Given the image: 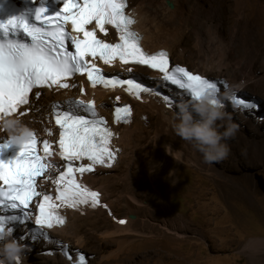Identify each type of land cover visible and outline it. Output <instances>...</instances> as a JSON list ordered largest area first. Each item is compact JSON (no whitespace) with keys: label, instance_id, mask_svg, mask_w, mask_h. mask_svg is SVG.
Masks as SVG:
<instances>
[{"label":"rangeland","instance_id":"1","mask_svg":"<svg viewBox=\"0 0 264 264\" xmlns=\"http://www.w3.org/2000/svg\"><path fill=\"white\" fill-rule=\"evenodd\" d=\"M181 2L187 12L185 17L189 19L186 24L184 18L181 26L189 27L174 49L176 54H193L191 61L196 63L193 60L197 51L193 47L195 34L192 30V25H195V31L200 29L204 34L210 33L212 37L224 41L229 55L227 60L232 64L222 78L229 82L233 76L246 79L247 72L252 79L244 87L264 99V0ZM153 5L164 27L172 29L180 20L166 14L167 10H174L172 0H153ZM177 25H180L179 22ZM216 25L219 26L217 29ZM177 61L194 69L188 61ZM235 62H241V67L237 68ZM207 74L214 77L211 73ZM168 109L173 113L176 111V108ZM151 111L145 120L141 119L146 129L157 127L158 115ZM225 112L239 129L233 138L224 141L230 148L227 159L220 163H205L202 154L192 143L175 135L174 143H179L176 147L183 148V164L174 170L170 166H162L159 170L160 173L166 172V175L174 171L172 182L162 188V194L164 203L170 210L168 217L174 218L173 221L182 226L181 237L152 227L161 226V221L155 217L159 210L157 208L145 209L148 210L146 215H129L128 218L137 220V223L134 225L135 231L127 234L105 233V227H116L112 218L102 222L99 216L98 223L83 228L86 237V246L83 248L77 247L75 239L70 236H55L63 241L68 239L74 249L86 252L101 264H264V117L257 121L248 117L240 119L242 121L238 123L233 115ZM260 113L261 110L257 111V117ZM224 123L218 122L219 125ZM220 130L223 131V127ZM167 131L169 136L174 133L172 130ZM145 136L146 141L142 143L138 154H130L132 167L129 168L128 176H122L118 185L107 187L110 193H113L112 190L118 192L128 187L136 189L140 205L147 197L145 194L151 193L148 174L158 171L162 158L165 159L160 154L161 146L153 141V137ZM124 164L126 163L123 162L121 166H125ZM112 202L119 205L118 198L113 197ZM113 209V214L117 217L125 214L122 207L116 211ZM112 211L109 218L112 217ZM76 218L80 219L79 216ZM142 220L144 223H141ZM76 224L77 222L70 232H73ZM160 234L163 236L159 237ZM40 261L35 257L33 260H26L27 264L46 263Z\"/></svg>","mask_w":264,"mask_h":264},{"label":"snow or ice","instance_id":"2","mask_svg":"<svg viewBox=\"0 0 264 264\" xmlns=\"http://www.w3.org/2000/svg\"><path fill=\"white\" fill-rule=\"evenodd\" d=\"M126 0H64L63 6L56 15H44L45 9L38 8L35 13L36 23L29 25L22 17L11 18L7 23L0 24V118L13 116L21 106L30 105V94L37 88L75 87L68 81L75 74H87L92 87L102 84L105 87L127 86L125 90L140 99L142 93H159L142 86L130 79H106L95 65L85 58L99 57L104 64L119 60L125 65H147L163 73V79L184 90L193 98L204 87H217V84L186 70L184 67H169L166 52L147 54L139 44L138 35L131 30L134 19L126 13ZM94 23L95 28L107 35L106 25H111L119 33V42L106 43L97 38L95 30L87 26ZM70 24L72 32L80 33L83 39L71 36L66 25ZM21 32L23 35L17 36ZM70 41L74 51L68 50ZM128 72H132L130 67ZM226 87V85H225ZM83 93V89H81ZM40 93L36 92L38 100ZM119 99V98H118ZM235 103L242 108L252 109L255 105L246 104L233 97ZM163 102L171 107L173 101L165 96ZM67 109L59 108L54 112L55 124L59 127V153L65 161V170L53 180L57 194L53 197L38 191V177H44L50 169H58L57 165L44 162L53 153L47 140L43 142L44 156L38 154L36 134L21 147L18 158L10 164L0 163V209L17 210L19 214L0 215V229L19 221L23 223L30 216L27 211L31 204H36L38 215L35 224L40 227L52 228L63 226L65 219L57 213V208L64 206L78 209L80 205L90 204L95 208L100 204V195L96 191L77 182L76 174L92 172L95 165L111 166L115 159L109 149L113 133L104 127V121L97 118L95 104L89 101L72 100L67 102ZM116 119L121 113L130 116L127 107H116ZM82 113H88L85 118ZM21 115L24 113L21 111ZM48 135H52L51 132ZM7 145H5L6 147ZM87 160L74 166V161ZM119 223H125L120 220ZM69 260L73 258L68 257ZM76 264H85V257L78 256Z\"/></svg>","mask_w":264,"mask_h":264},{"label":"bare ground","instance_id":"3","mask_svg":"<svg viewBox=\"0 0 264 264\" xmlns=\"http://www.w3.org/2000/svg\"><path fill=\"white\" fill-rule=\"evenodd\" d=\"M172 1L175 5L174 10H171V12L170 11L168 12L167 10L168 8H167L166 14H170L172 17L173 16L178 17L180 19L178 21L180 25H177L178 22H176L177 24L175 26L172 25V27L173 26L174 27L172 29H169L170 27L166 28L164 27L162 22H160V19H159L160 16L158 17L159 13L157 14V11H155L153 0H135V1L129 0L131 8L134 9V11L137 13V25L135 28H137L143 34V37H144L142 45L144 46L145 49H149L150 52H155L160 49L167 50L168 52L171 53L172 58L175 63H178L180 65H185L184 63H180L179 61H177V59L182 60V61L185 60L191 63L193 65V68L197 72L200 71L204 74L211 73L214 75L213 78H222L228 72V70H230L229 67L232 64L229 62V60H227L229 58V55H228L226 46L223 44L224 41L223 42L219 41V38L212 37L210 33L204 34L199 28H198L199 30L195 31V28H196L194 27L195 25H192V30L195 34V41H194L193 47L197 51L195 58H193V60L195 59L194 61L196 63L191 61L192 60L191 56L193 54H191V56H189L187 52H185L184 54H180V53L176 54L174 49L177 48L178 46L177 44L181 42L183 36L187 32L186 28L189 27L188 25L186 28L182 27L181 23L183 22L181 21H183L185 18L186 24H188L189 19L187 16L185 17L187 12L185 9V5H183L181 2L182 0H172ZM165 16H168V15H165ZM165 16L163 17L164 21H165ZM168 18L170 19L169 16ZM216 26H217L216 27L217 29L219 26L218 25ZM234 65L237 68H239V66L241 67V62H235ZM137 71L141 73L149 74V76H155L151 72L145 69H142V68H137ZM246 75L249 78L246 77V79H244V77L236 78L235 76H233L232 79L230 80L232 85L233 86L238 85L240 88L243 86L242 84L244 83L247 84L248 81L252 79V77H250V74H248L247 72H246ZM96 93H97V98L99 102L104 101V103L107 104L108 102L107 97H106L107 94L105 92L103 93L102 91H97ZM46 95H49V93H45L43 96L45 97ZM110 95L112 96L113 94H110ZM115 96L117 98H122V96L118 94H115ZM53 98H57V96ZM134 106H135L134 116H133L131 123L127 126H121L118 128L119 138L116 140V147L119 150L117 152L118 153L117 154L118 155L117 166L113 167L112 170H108V171H104L100 169L95 174L87 177V182L93 185L94 187L98 188L99 192L101 193V201H100V205L98 209L95 211L85 210L83 214L79 212H68L67 213V223L62 228L55 229L53 233L51 234L53 235L54 244H57L59 241H61V238H58V237L70 236L75 239L74 241L77 247L83 248L84 246H86V237L83 234V228L90 224L98 223L100 221L99 216L101 217L102 222H106V220L108 221L109 219L112 218L111 219L112 223L115 225L114 227H116L115 229L113 228L114 229L113 230L112 228H108L104 226L107 229L105 233H108V234L110 233H113V234L114 233H126V234L130 233L132 231H135L134 225L137 223V220L130 219L128 218V216L135 214L138 217L140 213L142 215H144L145 213L146 215L148 214V210H145V209H152V208L159 209L157 210V215H155V217L158 218L157 219L158 221H161V226L159 225L160 227L156 225H153L152 227L154 229L160 228L166 232H169L173 235L181 237V234L183 231L182 226L177 225L178 223L176 224V222L173 221L174 218L168 217V213H169L168 211L170 210L167 207V205H165L164 203L165 198L162 194V188L166 184L172 182L174 171L171 172L170 175H166V172L165 173L159 172V170L162 169V166H164V168H167L168 166H170L172 170H174L175 167L177 168V166H179L180 164H183L182 163V159H183L182 149L183 148L176 147L179 143L178 144L174 143V140L176 138L175 133L169 136L168 131H167V130H172L169 121L174 113L170 112L171 110L168 109V107L164 105V103H157L156 98L152 96H148L147 101L144 104L135 103ZM151 110H153L156 113V115H158L157 123H156L157 127L156 128L154 127L155 129H152V128L146 129L144 128L142 123H143V120L146 119V115L148 114V112ZM103 113H108V112L105 109H103ZM241 119L245 120V118L243 117H241ZM145 135L153 137V141L156 142L158 146H161L162 153L160 154H162L165 157V159L162 158V163L160 164L158 171L148 174V182L151 187L150 188L151 193L145 194L147 197H145V200H143V203L140 205L138 203V199L136 195L138 192L136 191V189L132 190V189H129V187L128 188L125 187L126 189L121 190L123 189L121 188L120 189L121 191H118V192H116V190H112L114 193L113 194L112 192L110 193L107 187L112 184L118 185L119 180H121L120 178L122 176H128L127 174L130 171L129 168L132 167L130 163L131 162L130 154L131 153L138 154V152L140 151L139 148L141 147L142 143L146 141ZM143 149L144 148H142V151H144ZM140 153H143V152H140ZM123 162L126 163L124 164L125 166H121ZM120 183H122V181H120ZM113 197L118 198L119 205L115 203L112 204ZM103 203H105V206H103ZM117 205L119 207L124 208L125 210V214L121 217L120 216L117 217L116 214H113L112 208H114L113 209L114 211L119 209ZM111 211H112V217L109 218L108 215L109 213H111ZM77 216H79L80 219H77L76 218ZM120 220H124L125 223L123 224L119 223ZM75 222H77V224L73 232H70L71 229L73 228V225H75ZM141 223H144V220H142ZM55 234H58V237H56ZM34 236H38V235H34ZM161 236L163 235L160 234L159 237ZM66 240L67 241L65 242L69 241L68 239ZM126 243L130 244V242L129 243L126 242ZM41 246L43 249H45V251L47 249H50L46 246L44 247L43 245ZM74 250L75 252L77 251V249H74ZM89 258H91L90 264H101L97 260L93 259L92 257H89ZM54 261L56 262L58 261V259L54 258ZM40 262L41 263L46 262L45 264H47L48 262L51 263L49 260L44 261L42 259ZM55 262L53 264H55Z\"/></svg>","mask_w":264,"mask_h":264},{"label":"clouds","instance_id":"4","mask_svg":"<svg viewBox=\"0 0 264 264\" xmlns=\"http://www.w3.org/2000/svg\"><path fill=\"white\" fill-rule=\"evenodd\" d=\"M126 2L129 5V11L133 10L129 0H126ZM112 36L115 41L117 34H112ZM185 66L190 69L187 65ZM132 75H138L140 78L149 76V74L138 72L137 69L133 71ZM206 78L216 79L208 76V74ZM224 80L230 85H226L223 93L217 87H204L199 90L197 96L188 101H178L175 107H169L176 108L169 121L172 131L181 140L192 143L196 150L202 154L204 162L208 164L220 163L228 158L230 148L224 141L233 138L239 130L238 125L231 122L225 111L233 115L238 123L241 122V117L245 119L249 117L254 121L264 117V99H260L255 94H252L247 87H244L246 83L242 84L243 90L238 93L239 99H242L246 104L255 105V108L245 109L240 106L233 108L230 105L224 107L223 100L230 99L234 88L239 87L238 85L233 86L226 79ZM156 102L163 103L160 101ZM260 110L262 114L260 113V116L257 117L256 113ZM219 121H224L225 123L219 125ZM221 127H223V131L220 130ZM0 134L6 135L8 142L12 146L21 148L32 139L35 133L19 117L13 115L0 118ZM61 241L71 246L69 242ZM71 249L74 250L72 246ZM26 251L28 249L21 241L13 237L12 231L7 227L0 229V264H27L26 260L30 258L33 260L35 255L31 253L29 257H25L24 253ZM77 251L84 254L81 250ZM84 257H87L86 260L90 264L91 258H89V255L85 254ZM56 263L63 264L59 259Z\"/></svg>","mask_w":264,"mask_h":264},{"label":"water","instance_id":"5","mask_svg":"<svg viewBox=\"0 0 264 264\" xmlns=\"http://www.w3.org/2000/svg\"><path fill=\"white\" fill-rule=\"evenodd\" d=\"M171 7H172V5L171 4H169ZM81 252H83L84 254H87L86 252H84V251H81Z\"/></svg>","mask_w":264,"mask_h":264},{"label":"trees","instance_id":"6","mask_svg":"<svg viewBox=\"0 0 264 264\" xmlns=\"http://www.w3.org/2000/svg\"><path fill=\"white\" fill-rule=\"evenodd\" d=\"M83 256H85V254H82ZM87 258V257H86Z\"/></svg>","mask_w":264,"mask_h":264}]
</instances>
